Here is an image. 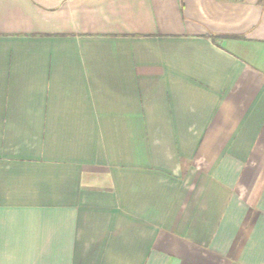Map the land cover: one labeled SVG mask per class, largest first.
<instances>
[{
  "label": "crops",
  "instance_id": "crops-1",
  "mask_svg": "<svg viewBox=\"0 0 264 264\" xmlns=\"http://www.w3.org/2000/svg\"><path fill=\"white\" fill-rule=\"evenodd\" d=\"M0 264H264V0H0Z\"/></svg>",
  "mask_w": 264,
  "mask_h": 264
},
{
  "label": "rangeland",
  "instance_id": "rangeland-1",
  "mask_svg": "<svg viewBox=\"0 0 264 264\" xmlns=\"http://www.w3.org/2000/svg\"><path fill=\"white\" fill-rule=\"evenodd\" d=\"M138 166H136V168H137Z\"/></svg>",
  "mask_w": 264,
  "mask_h": 264
}]
</instances>
